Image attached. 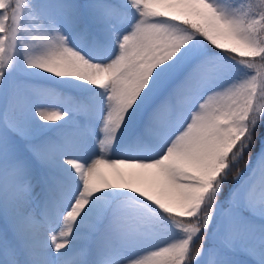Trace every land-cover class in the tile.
Listing matches in <instances>:
<instances>
[{
	"label": "snow or ice",
	"instance_id": "1",
	"mask_svg": "<svg viewBox=\"0 0 264 264\" xmlns=\"http://www.w3.org/2000/svg\"><path fill=\"white\" fill-rule=\"evenodd\" d=\"M0 264H264V0H0Z\"/></svg>",
	"mask_w": 264,
	"mask_h": 264
}]
</instances>
